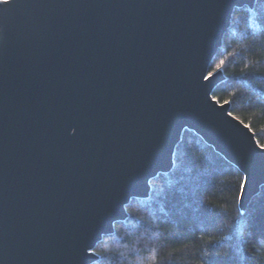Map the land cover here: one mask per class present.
Returning a JSON list of instances; mask_svg holds the SVG:
<instances>
[{"label":"water","instance_id":"1","mask_svg":"<svg viewBox=\"0 0 264 264\" xmlns=\"http://www.w3.org/2000/svg\"><path fill=\"white\" fill-rule=\"evenodd\" d=\"M256 0L0 3V264H93L192 131L264 187V148L210 65Z\"/></svg>","mask_w":264,"mask_h":264},{"label":"trees","instance_id":"2","mask_svg":"<svg viewBox=\"0 0 264 264\" xmlns=\"http://www.w3.org/2000/svg\"><path fill=\"white\" fill-rule=\"evenodd\" d=\"M220 69L213 97L264 144V0L235 10L209 71ZM174 161L148 199L131 200L94 264H264V187L242 212L243 173L192 131Z\"/></svg>","mask_w":264,"mask_h":264},{"label":"snow or ice","instance_id":"3","mask_svg":"<svg viewBox=\"0 0 264 264\" xmlns=\"http://www.w3.org/2000/svg\"><path fill=\"white\" fill-rule=\"evenodd\" d=\"M9 2V0H0V3H3V4H7ZM213 74L212 73H209L208 74V77H205V79H208L209 77H211ZM215 99V98H213ZM229 115H231V113H229ZM261 148H264V144L260 145ZM244 185H241V188H243Z\"/></svg>","mask_w":264,"mask_h":264},{"label":"rangeland","instance_id":"4","mask_svg":"<svg viewBox=\"0 0 264 264\" xmlns=\"http://www.w3.org/2000/svg\"><path fill=\"white\" fill-rule=\"evenodd\" d=\"M220 70H221V69H220ZM217 71H218V70H217ZM151 187H152V186H151ZM101 242H102V241H101ZM101 242H100V243H101ZM97 246H98V245H97ZM97 246H96V247H97ZM95 249H96V248H95ZM94 252H95V250H94ZM95 253H96V252H95ZM96 254H97V253H96ZM93 264H94V263H93Z\"/></svg>","mask_w":264,"mask_h":264}]
</instances>
